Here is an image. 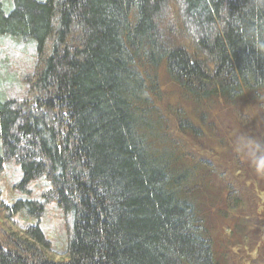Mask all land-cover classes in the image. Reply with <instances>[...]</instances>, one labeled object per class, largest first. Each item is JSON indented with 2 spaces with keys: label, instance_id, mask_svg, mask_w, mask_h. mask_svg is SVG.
<instances>
[{
  "label": "trees",
  "instance_id": "trees-1",
  "mask_svg": "<svg viewBox=\"0 0 264 264\" xmlns=\"http://www.w3.org/2000/svg\"><path fill=\"white\" fill-rule=\"evenodd\" d=\"M0 42L33 55L29 64L18 54L19 82L0 70V172L15 159L24 184L51 185L42 202L8 205L0 192V212L19 232L0 230V264H222L215 215L241 228L253 197L231 184L229 167L187 150L180 135L204 132L177 107L173 134L160 79L217 137L234 133L214 102L246 99L249 155V108L264 105V0H0ZM227 139L220 144L236 146ZM257 167L264 172V155ZM218 180L227 196L213 191ZM263 187L253 203L264 211ZM53 203L71 216L59 259L39 224L13 218L23 210L40 223Z\"/></svg>",
  "mask_w": 264,
  "mask_h": 264
},
{
  "label": "rangeland",
  "instance_id": "rangeland-1",
  "mask_svg": "<svg viewBox=\"0 0 264 264\" xmlns=\"http://www.w3.org/2000/svg\"><path fill=\"white\" fill-rule=\"evenodd\" d=\"M19 42H12L7 45L0 42V70L4 80L18 81L20 75L24 73L25 67L23 64L16 70V61L21 60L22 56L18 55L24 50L19 49ZM30 50L29 49H25ZM21 51V52H20ZM27 56H33L32 54H27ZM33 63V57H30L29 64ZM164 70V69H163ZM165 71V70H164ZM162 85V92L164 93V100L162 102V108L166 110L164 114H170V124L172 127L173 134L177 136L178 125L175 124V114L178 110H184L187 118L193 120L195 124L199 125L203 129V136L190 138V140L184 138L180 135L181 139L185 140L187 150L192 153L194 158L207 159L212 162L214 160V165L217 168L219 164L221 167L227 166L231 169L232 182H240L243 186H246V191L249 197H253L251 201L247 204L242 205L243 211H249V223H243V227L237 228L234 225H229V223H234L237 221L238 217L226 220L222 217L224 213H219L215 215V224H217L221 229L226 241L224 248L220 251L222 254V264H264L262 260L264 259V211L259 210L261 205L258 203H253L255 198L254 194H259L261 197V187L264 180V172L257 167V162L259 157L264 155V152L259 149L256 145L259 143L258 140L263 138L264 131L258 130L261 127L260 124L264 122V105L257 104L258 100H255L254 106H250L251 115L254 116L256 122V134L254 137V147L251 146L252 150L249 155H245V150L243 145L246 146V137L248 133V127L253 122L251 117H247L242 112L239 104L246 102V99L241 98L234 101V104H227L225 101L214 102V105L209 110L215 111L217 115L221 113L222 119L225 121L223 126L224 129L231 130L233 136H223L217 137L214 133L211 134L210 130H207L206 124H203L199 117L195 115L196 109H200L197 106H193L191 101L188 103L190 105L184 104L180 100V94L177 91V87L172 84V82L161 73L160 79ZM22 88L19 85L17 90ZM20 93V92H18ZM250 99H248V102ZM262 102V101H261ZM264 104V102H262ZM167 106V108L165 107ZM177 107V109H176ZM169 109L170 111L168 112ZM201 109L199 112H201ZM194 114H193V113ZM174 118V119H173ZM219 123V127H220ZM223 131V134L226 132ZM261 131V132H260ZM233 138L236 142V146L229 148L228 146H222L221 141L225 139ZM227 139V140H228ZM222 145H221V144ZM230 143V142H229ZM235 153V156H230ZM237 154H240L237 155ZM216 161V162H215ZM218 169V168H217ZM235 174V175H234ZM218 177V176H217ZM24 174L20 164L15 159H10L4 164V169L0 172V192L3 200L6 201L8 205H14L19 200L35 199L38 201L43 200V194L51 187L49 181L46 178H39L28 183H23ZM227 179V177H226ZM223 181H216L212 187L213 191H217L219 188L226 190V196L228 194L226 186L221 185ZM253 190H251V189ZM223 189V190H224ZM264 191V187H263ZM262 202H264V196H262ZM264 209V208H263ZM227 211L226 209H222ZM23 210L16 211L13 218L19 222L25 224L36 225L39 224L45 237L51 242L53 247V252L56 255L54 257L59 259L61 254H63L68 245L69 232L71 226V216L67 215L62 209H60L55 203L45 205V213L40 221L25 212ZM260 224V225H257ZM0 230H5L6 233L18 234V230L12 226L0 212ZM232 232V234H231ZM1 234V233H0ZM2 237V235H0ZM218 251V252H219Z\"/></svg>",
  "mask_w": 264,
  "mask_h": 264
}]
</instances>
